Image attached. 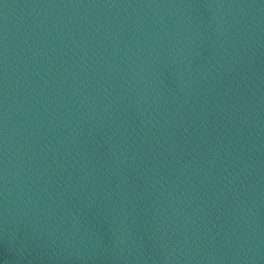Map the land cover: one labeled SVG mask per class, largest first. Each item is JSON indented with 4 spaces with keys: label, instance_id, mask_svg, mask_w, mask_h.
I'll return each mask as SVG.
<instances>
[{
    "label": "water",
    "instance_id": "water-1",
    "mask_svg": "<svg viewBox=\"0 0 264 264\" xmlns=\"http://www.w3.org/2000/svg\"><path fill=\"white\" fill-rule=\"evenodd\" d=\"M0 264H264V0H0Z\"/></svg>",
    "mask_w": 264,
    "mask_h": 264
}]
</instances>
